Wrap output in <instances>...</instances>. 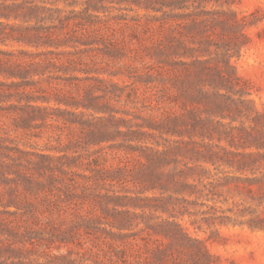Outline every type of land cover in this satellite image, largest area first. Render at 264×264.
<instances>
[{
	"label": "trees",
	"instance_id": "1",
	"mask_svg": "<svg viewBox=\"0 0 264 264\" xmlns=\"http://www.w3.org/2000/svg\"><path fill=\"white\" fill-rule=\"evenodd\" d=\"M204 1L230 7L212 21L203 12H181ZM233 3L0 0V264H55L56 257L34 263V224L45 226L34 219V195L88 204L66 227L73 233L102 223L111 203L110 223L122 230L117 207L148 202L140 207L169 215L148 220L146 229L167 241L153 256L172 264L219 260L178 220L200 199L264 232V103L249 98L250 83L232 63V51L248 44L245 31L258 20L255 13L240 16ZM124 5L153 11L147 16L155 29L166 30L156 43L150 38L157 67L143 75L111 68L123 59L114 44L144 29L110 13ZM174 20L188 33L175 34ZM210 25L216 31L209 34ZM122 75L132 84L114 81ZM44 134L42 151L27 148L24 140ZM229 198L233 206L218 205ZM225 218L234 219L206 221Z\"/></svg>",
	"mask_w": 264,
	"mask_h": 264
},
{
	"label": "rangeland",
	"instance_id": "2",
	"mask_svg": "<svg viewBox=\"0 0 264 264\" xmlns=\"http://www.w3.org/2000/svg\"><path fill=\"white\" fill-rule=\"evenodd\" d=\"M232 2L234 3L231 5V9L238 12L240 16L255 13L258 20L256 25L247 28L245 31L248 44L240 50L234 49L232 51V63L238 74L250 83L251 95L249 98L261 105L264 103V35L262 34L264 29V0H232ZM187 6L188 8H184L181 12H203L210 21L214 18H222L216 12L228 11L230 7L226 4L219 5L214 1H204L195 5L189 3ZM122 8L120 9L119 6L111 7L110 13L113 15L124 14L129 20H137L144 29L136 34V38L130 39L132 34L129 33L120 37L119 41L114 44L123 50L119 55L123 59L112 63L111 68L121 67V71L126 74L143 75L146 71L157 67L156 60L147 50L148 46L152 44L150 38L154 39L153 43H156L158 34H164L166 30H162L165 28L155 29L156 26L152 23L154 19L152 16H147V14L153 15V11H147L136 5H132L131 8L124 5ZM165 11L169 12L168 9ZM176 22V20L173 21L174 27L177 28L174 33L178 36L187 34L188 31L184 30V24L179 27L180 25H177ZM213 30L216 31L213 26H208L209 34ZM184 39L187 41L186 38ZM212 56H216V53ZM129 67L133 69L131 70ZM103 76L109 78L108 74ZM113 79L120 85H131L133 82L126 75ZM141 94L142 88L139 90V96ZM24 141L28 144L27 148L31 149V144L36 148L34 150L40 152L42 147L48 143V138L47 134H44L41 139L32 138ZM43 153L59 154L56 151H43ZM32 201L34 202V219L37 216L45 223V226L41 227L34 224V263H45L56 257L53 260L55 264H172L171 261L156 260L153 256L154 248L157 245L162 246L167 241L158 240V238L150 235L146 229L148 220L161 222L169 215L140 207V205L148 204V202H123L117 207L118 211L124 213L121 218L126 221L122 230L110 223L114 222V218H116L113 213L115 205L111 203L112 213L109 216L106 215L102 223H95L87 230L81 228L80 231L73 233L67 232L66 227L71 219H75V214L88 212V204L62 202L57 197L47 196L43 198L40 195H34ZM203 201L205 200L200 199L199 202H196L197 205L188 204L190 213L178 220L187 228L188 233L193 238L206 241L210 253L219 259L217 264H264V232L252 231L247 226L236 224L235 215L230 212H214L209 207V205H214V202ZM218 205L226 209L233 206V200L229 198L228 202H221ZM218 216H231L234 219L225 218L224 223L217 219L216 223L210 226L207 224V219ZM52 222L56 223L55 227ZM215 236L216 240H208L209 237ZM118 246L124 247L118 248ZM121 250L123 251L121 252Z\"/></svg>",
	"mask_w": 264,
	"mask_h": 264
}]
</instances>
